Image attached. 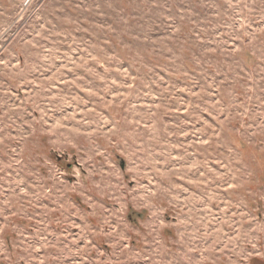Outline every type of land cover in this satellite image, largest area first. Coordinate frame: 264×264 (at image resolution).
<instances>
[{"label":"rangeland","instance_id":"rangeland-1","mask_svg":"<svg viewBox=\"0 0 264 264\" xmlns=\"http://www.w3.org/2000/svg\"><path fill=\"white\" fill-rule=\"evenodd\" d=\"M0 264H264V0H0Z\"/></svg>","mask_w":264,"mask_h":264}]
</instances>
